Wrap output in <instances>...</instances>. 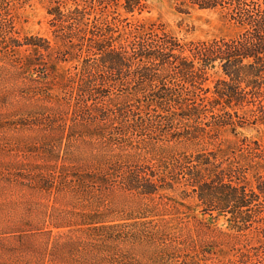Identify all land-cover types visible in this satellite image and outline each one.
<instances>
[{
  "label": "trees",
  "instance_id": "obj_1",
  "mask_svg": "<svg viewBox=\"0 0 264 264\" xmlns=\"http://www.w3.org/2000/svg\"><path fill=\"white\" fill-rule=\"evenodd\" d=\"M11 2L0 0L2 60L20 80L22 93L49 99L48 91L58 89L62 97L54 107L65 111L60 126H66L69 112L70 124L82 127L85 144L93 151L85 173L73 174L69 166L55 165L49 180L38 186L47 191L65 185L86 191L119 190L142 205L144 200L153 204L124 217L121 224L96 213L72 212L69 225L87 226L98 247L134 237L157 243V264H189L186 260L192 256L178 247L174 235L159 230L158 223L167 221L154 219L178 214L175 203L184 206L167 191L178 187L181 200H193L201 214L211 219L230 214L234 230L239 223L249 222L252 214L264 211V175L256 178V192L248 187L241 167L223 168L217 154H173L169 147L171 142L197 143L207 128L216 133L226 128L234 134L237 128L264 126V0H178L181 7L219 10L227 22L241 29L229 40L190 43L161 25L123 16L140 14L145 9L142 0H52L47 10L49 26L62 47L56 51L45 38H13L12 19L6 12ZM22 47L31 52L15 58L13 52ZM72 61L77 62L72 69L57 68ZM215 74L220 77L211 91L206 83ZM175 116L190 124L184 121L187 125L180 131L177 121L172 122ZM53 118L55 123L57 117ZM242 142L240 150L257 157L258 142L253 141V146L246 139ZM163 145L167 154L153 159L154 163L133 160L147 147L158 150ZM168 203L173 213L155 210ZM243 209L251 216L243 218ZM206 253L212 252L202 250L203 256ZM115 257L105 262L126 264Z\"/></svg>",
  "mask_w": 264,
  "mask_h": 264
},
{
  "label": "rangeland",
  "instance_id": "obj_2",
  "mask_svg": "<svg viewBox=\"0 0 264 264\" xmlns=\"http://www.w3.org/2000/svg\"><path fill=\"white\" fill-rule=\"evenodd\" d=\"M123 1L119 0L120 3ZM51 2L12 0L6 12L12 19L13 38L23 41L37 36L48 39L52 51L61 49V43L54 41L49 26L47 10ZM142 2L145 9L140 14L123 16L132 22L161 25L183 43L220 38L229 40L241 32L240 28L227 22L219 10L181 7L178 0ZM29 52L31 50L22 47L13 53L15 58H21L28 56ZM2 57L0 54V264H107L106 259H111L115 254L125 259L126 264H157L154 251L157 243L130 237L98 247L87 226L68 224L69 218L74 219L72 212L96 213L105 221L115 220L116 224H121L124 217L142 208L153 207L152 203L144 200L142 205L135 197L119 190L110 193L86 191L77 185H65L59 190L51 188L47 191L38 186V183L49 180L55 165L69 166L73 174L85 173L91 166L88 157L93 151L85 144L87 139L82 136V127L70 124L69 112L66 126L64 129L60 126L65 111L58 112L54 107L62 97L59 90L51 88L48 91L49 99L22 93L24 90H20V80L14 77L13 70ZM76 64V61H72L59 64L57 68L72 69ZM30 76L35 77L34 74ZM218 77L220 75L215 74L206 83L211 91ZM53 117H57L55 123L51 122ZM176 118L171 119L172 122L177 121L176 128L180 131L187 125L185 122H190L185 118ZM243 139L251 146L253 141L258 142L257 157H250L240 150ZM165 146L158 150L147 147L145 154L133 160L154 163L167 154ZM169 147L173 154H217L223 168L230 165L241 167L248 187L254 191L256 178L264 175L263 125L237 128L234 134L226 128L219 133L207 128L197 143L171 142ZM176 189L166 194L174 201L183 203L184 206L175 203L179 213L154 219L155 222L157 219L167 221L158 223L159 230L174 235L178 247L185 248V252L192 256L186 260L189 264H264V211L252 214L243 209V218L251 214L252 217L247 223H239L234 230V223L229 221L230 218L232 220L230 214L214 219L203 216L195 202L181 200V189ZM261 200L264 207V197ZM155 210L175 211L169 203L166 206L158 205ZM213 216H217V213ZM202 250L212 253L203 256ZM50 257H55L53 262L48 260ZM159 264L174 263L163 261Z\"/></svg>",
  "mask_w": 264,
  "mask_h": 264
}]
</instances>
